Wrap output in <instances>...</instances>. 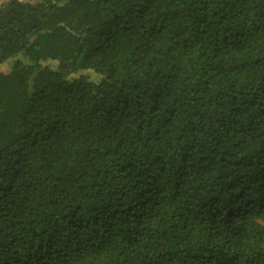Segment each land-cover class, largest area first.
Listing matches in <instances>:
<instances>
[{"label":"trees","instance_id":"obj_1","mask_svg":"<svg viewBox=\"0 0 264 264\" xmlns=\"http://www.w3.org/2000/svg\"><path fill=\"white\" fill-rule=\"evenodd\" d=\"M0 264H264V0L1 5Z\"/></svg>","mask_w":264,"mask_h":264},{"label":"rangeland","instance_id":"obj_2","mask_svg":"<svg viewBox=\"0 0 264 264\" xmlns=\"http://www.w3.org/2000/svg\"><path fill=\"white\" fill-rule=\"evenodd\" d=\"M8 0H0V6L3 5L4 3H6ZM27 2H31V3H36L38 2L39 0H25ZM10 65V63H7V66H4L3 69H7L8 66Z\"/></svg>","mask_w":264,"mask_h":264}]
</instances>
